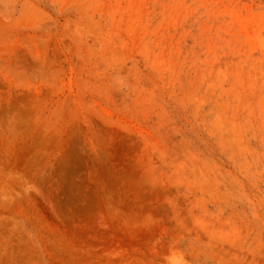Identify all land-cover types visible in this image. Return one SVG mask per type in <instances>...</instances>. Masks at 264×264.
Here are the masks:
<instances>
[{"label": "rangeland", "instance_id": "374dc122", "mask_svg": "<svg viewBox=\"0 0 264 264\" xmlns=\"http://www.w3.org/2000/svg\"><path fill=\"white\" fill-rule=\"evenodd\" d=\"M262 39L264 0H0V264H264Z\"/></svg>", "mask_w": 264, "mask_h": 264}, {"label": "bare ground", "instance_id": "6f19581e", "mask_svg": "<svg viewBox=\"0 0 264 264\" xmlns=\"http://www.w3.org/2000/svg\"><path fill=\"white\" fill-rule=\"evenodd\" d=\"M262 40H263V39H262ZM262 40H261V43H263V42H264V40H263V41H262ZM261 45L263 46L264 44H261Z\"/></svg>", "mask_w": 264, "mask_h": 264}]
</instances>
